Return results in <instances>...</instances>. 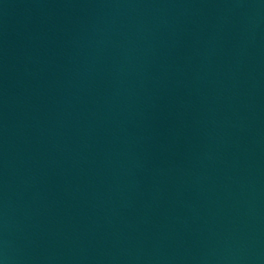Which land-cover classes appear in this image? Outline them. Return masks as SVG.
Wrapping results in <instances>:
<instances>
[{"label": "water", "instance_id": "water-1", "mask_svg": "<svg viewBox=\"0 0 264 264\" xmlns=\"http://www.w3.org/2000/svg\"><path fill=\"white\" fill-rule=\"evenodd\" d=\"M0 264H264V0H0Z\"/></svg>", "mask_w": 264, "mask_h": 264}]
</instances>
